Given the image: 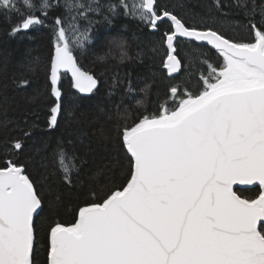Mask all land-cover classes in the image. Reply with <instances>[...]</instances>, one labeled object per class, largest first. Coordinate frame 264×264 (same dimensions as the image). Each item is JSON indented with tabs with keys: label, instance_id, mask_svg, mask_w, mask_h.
<instances>
[{
	"label": "snow or ice",
	"instance_id": "snow-or-ice-1",
	"mask_svg": "<svg viewBox=\"0 0 264 264\" xmlns=\"http://www.w3.org/2000/svg\"><path fill=\"white\" fill-rule=\"evenodd\" d=\"M57 3L64 12L52 26L48 80L55 102L49 109V129L58 124L61 111L62 72L71 74L72 87L80 93L97 87V79L81 69L74 55L83 51L97 22L90 13L111 24L122 7L125 16L138 18L152 31L167 18L164 67L170 75L180 67L173 54L177 38L206 42L223 63L218 68L208 64L199 94L181 96L179 86L172 87L175 107L162 105L158 114L125 125L121 139L130 157L126 183L106 192L102 202L80 206L70 225L56 218L59 197L45 202L26 165L14 159L24 143L13 137L16 151L9 149L10 158L0 164V264H34L40 248L46 251L44 264H264V27L252 23L254 42H234L211 29L187 27L173 13L159 10L155 0H134L131 5L128 0ZM22 4L26 12L12 27L13 35L44 25L49 9L56 6L50 0ZM237 7L250 17L258 12L264 20V2L237 0ZM13 13L20 14L18 0H0V14ZM77 21L88 26L81 31ZM114 48L121 51L122 61L128 58L123 41ZM28 85L27 79L17 83ZM7 124L0 122V128ZM21 131L23 137L31 134ZM76 159L58 142L53 160L67 184ZM236 185L258 186L257 194L244 197L240 193L252 189Z\"/></svg>",
	"mask_w": 264,
	"mask_h": 264
},
{
	"label": "trees",
	"instance_id": "trees-1",
	"mask_svg": "<svg viewBox=\"0 0 264 264\" xmlns=\"http://www.w3.org/2000/svg\"><path fill=\"white\" fill-rule=\"evenodd\" d=\"M50 2L56 6L49 9L47 19L41 11H34L47 26H34L15 35L11 33L12 27L26 12L22 0H18L19 15L0 14V122L8 121L6 129L0 128V164L10 158L12 138L20 137L24 150L14 159L26 165V174L45 202L59 197L56 218L70 225L80 206L102 202L106 192L126 183L130 157L121 139L125 125L138 122L142 115L158 114L162 105L175 107L172 87L179 86L181 96L187 92L199 94L203 89L202 77L209 72L208 64L218 68L223 59L205 45L178 38L173 54L180 67L170 75L164 67L168 50L163 37L170 28L167 18L159 22L158 31H152L138 18L125 16L122 7L117 8L119 15L111 17V24L90 13L97 22L91 25L83 51L74 55L81 69L97 79V88L89 97L82 98L73 91L68 76L61 74V111L58 124L49 129V109L55 102L48 80L54 51L52 26L64 12L57 0ZM113 2L118 4L119 0ZM155 2L159 10L173 13L187 27L211 29L234 42H254L252 23L264 27L259 13L245 15L244 9L237 7V0H219V8L217 0ZM77 26L83 31L87 21H77ZM119 41L124 42L127 52L128 58L123 61L121 51L114 48ZM102 55L105 59L98 60ZM24 79L29 85L17 87ZM22 129L30 130V136L23 137ZM69 140L73 143L69 144ZM58 142L77 157L71 184L64 182L53 160ZM257 188L240 194L253 198ZM45 257V249L40 248L34 264H44Z\"/></svg>",
	"mask_w": 264,
	"mask_h": 264
},
{
	"label": "water",
	"instance_id": "water-1",
	"mask_svg": "<svg viewBox=\"0 0 264 264\" xmlns=\"http://www.w3.org/2000/svg\"><path fill=\"white\" fill-rule=\"evenodd\" d=\"M178 39V38H177ZM179 39H184V40H186V41H190V40H188L187 38H179ZM190 42H193V43H196V44H198V45H205V46H207L209 49H211L212 51H215V52H217L214 48H212L210 45H207L206 44V42H197V41H190ZM54 52V51H53ZM61 74H66L67 76H68V78H69V80H70V82H71V86H72V78H71V74L70 73H64V72H62ZM58 85H59V81H58ZM97 88V87H96ZM95 88V89H96ZM72 89H73V91L78 95V96H80V97H82V98H87V97H89L90 95H91V93H80L77 89H75V88H73L72 87ZM95 89H93V92L95 91ZM53 99H54V101H55V98L53 97ZM251 187H254V186H239V185H236V186H234V188L235 189H240V188H251Z\"/></svg>",
	"mask_w": 264,
	"mask_h": 264
},
{
	"label": "rangeland",
	"instance_id": "rangeland-1",
	"mask_svg": "<svg viewBox=\"0 0 264 264\" xmlns=\"http://www.w3.org/2000/svg\"><path fill=\"white\" fill-rule=\"evenodd\" d=\"M130 1V5L134 2V0H129ZM135 2H138V0H135ZM78 27V26H77ZM79 28V27H78ZM72 38H75V34H72ZM223 59V58H222Z\"/></svg>",
	"mask_w": 264,
	"mask_h": 264
}]
</instances>
